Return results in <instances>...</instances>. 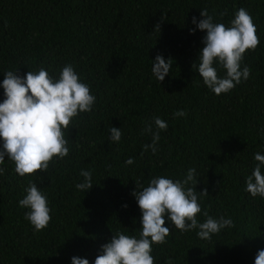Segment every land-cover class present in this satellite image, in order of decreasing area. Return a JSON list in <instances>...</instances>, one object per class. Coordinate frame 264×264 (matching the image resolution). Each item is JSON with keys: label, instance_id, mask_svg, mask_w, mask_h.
<instances>
[{"label": "trees", "instance_id": "obj_1", "mask_svg": "<svg viewBox=\"0 0 264 264\" xmlns=\"http://www.w3.org/2000/svg\"><path fill=\"white\" fill-rule=\"evenodd\" d=\"M241 8L253 18L260 44L244 55L249 79L216 95L193 67L206 31L192 34V18L203 19L207 10L230 26ZM158 55L173 61L161 83L151 71ZM67 64L90 85L96 103L74 118L65 133L69 155L54 158L47 172L20 177L5 160L0 264H71L73 256L94 264L114 233L139 237L137 182L182 180L190 168L197 172L196 190L209 193L200 198V222L207 212L231 218L235 227L205 241L198 230L181 232L166 220L172 232L166 243L153 245L154 264H255L264 249V198L245 188L255 154H264V0H0V82L9 70L26 76L44 68L58 78ZM178 110L187 115L175 117ZM154 117L168 125L157 153L144 151ZM111 127L122 129L118 144L110 141ZM81 170L93 172L86 194L76 188ZM29 182L45 192L52 209L40 232L18 204Z\"/></svg>", "mask_w": 264, "mask_h": 264}, {"label": "clouds", "instance_id": "obj_2", "mask_svg": "<svg viewBox=\"0 0 264 264\" xmlns=\"http://www.w3.org/2000/svg\"><path fill=\"white\" fill-rule=\"evenodd\" d=\"M201 16L203 19L192 18L196 26L191 29L192 34L197 29L206 31L204 47L193 67L211 92L225 94L250 77V68L246 65L242 67V62L246 50H255L260 44L257 28L244 8L234 14L230 26L216 22L207 10H202ZM156 30H159V26ZM172 68L171 58L165 60L158 55L152 61L151 71L161 83ZM221 70L224 72L222 76L219 74ZM4 75L5 79L0 82L5 96L0 102V176L5 174V160L15 164L14 171L20 177L47 172L54 158L62 160L69 155V139L65 133L70 130L74 118L93 111L97 98L72 64L64 66L58 78L51 76L44 68L30 71L26 76L18 75V71L13 70L4 72ZM186 115L184 110L174 113L177 118ZM154 125L155 128L148 125L145 129L151 134L152 143L144 145V151L151 148L153 153H157L160 133L166 131L168 125L160 117H154ZM122 134V129L111 127V143L118 144ZM254 161L256 163L252 173L247 176L245 191L252 197L264 198V154L256 153ZM126 163L131 165L134 160L130 158ZM80 175L83 180L76 184V188L86 194L94 185L93 172L81 170ZM198 183L195 168L188 169L182 180L154 176L148 180L147 186L137 182L138 188L133 195L142 212L139 237L124 232L114 233L111 241L102 247L94 264H154L153 245L166 243V238L172 232L165 226L166 220L181 232L198 230V238L205 241H210L213 235L224 229L235 227L231 218L220 216L217 219L207 212L203 213L207 219L200 222V198L209 193L206 189L197 191ZM24 192V197L18 202L19 207L27 209L24 218L34 231L40 232L52 219L48 197L32 182ZM71 264H90V261L73 256ZM255 264H264V249L259 250Z\"/></svg>", "mask_w": 264, "mask_h": 264}]
</instances>
